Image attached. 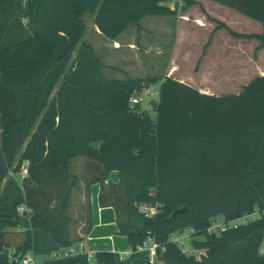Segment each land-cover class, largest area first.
Masks as SVG:
<instances>
[{"label":"trees","instance_id":"16d2710c","mask_svg":"<svg viewBox=\"0 0 264 264\" xmlns=\"http://www.w3.org/2000/svg\"><path fill=\"white\" fill-rule=\"evenodd\" d=\"M169 0H0V264H19L32 249L33 230L49 234L60 249L72 236L69 203L77 177L70 161H87L84 234L91 228L88 188L100 187V207L116 212L119 233L132 251L147 238L163 264H264V77L237 94L200 93L172 77L161 80L155 118L130 105L157 78L109 80L93 48L82 42L84 13L107 40H116L146 17L176 15ZM260 23L264 48V0H210ZM198 4L185 0L180 11ZM28 18L27 27L20 18ZM27 175L18 176L23 166ZM117 172L119 181H108ZM140 204L155 205L145 219ZM25 207L28 214H20ZM180 209L182 214L172 216ZM258 211L252 222L209 234L211 222ZM29 221L24 242L9 250L6 230ZM192 230L185 254L171 237ZM10 252V253H9ZM95 264H118L97 252ZM51 264H88L85 256Z\"/></svg>","mask_w":264,"mask_h":264},{"label":"rangeland","instance_id":"374dc122","mask_svg":"<svg viewBox=\"0 0 264 264\" xmlns=\"http://www.w3.org/2000/svg\"><path fill=\"white\" fill-rule=\"evenodd\" d=\"M26 1L27 0H18V5L20 6V8L25 7ZM203 4L213 17L224 22L233 32L240 34L261 32L258 29L261 27L256 21H252L249 18L243 17L240 14L219 6L209 0H204ZM167 7H170L173 10L178 9L176 2L173 0L168 1ZM204 13L205 12L202 8V5L200 4L189 8L185 13L182 11L181 14L188 18L187 21L185 20V22H183L184 20L179 21L180 23L178 22L177 26L175 25V23L177 22L175 21L176 19L172 17H146L142 19L140 21V27L144 30L146 28H150L152 25H157L158 22H163L164 20H168V22H171L172 25L170 24V26H167L169 28H166V30H170V34L166 36L165 40H160L161 46L163 48L168 46V48L160 52L155 49L156 45L159 44L158 40L153 41L152 39H150L146 31L144 30L140 33V35H142V39L146 42L151 40V42L148 43L145 48L139 47V50H136V56L133 57L132 55H128L124 50L118 52L114 51L112 49L111 42L95 31V26L93 24L94 14L90 13H84L81 17V21L84 26V32L81 39L83 43L89 44L93 48L96 57L103 66L102 74L106 79H148L154 77L158 79V82L151 84L148 89L143 90L142 93L137 96L138 98H140V110L142 112H146L151 119H154L155 111L151 108L150 102L157 101L161 80L167 73L170 77L175 79H186L192 85H205L210 90L216 91L217 93H220L222 95H229L240 92L241 88L246 85L245 82L239 83L237 81V83L231 84L226 82L228 79H226V77H228V75L225 74V76H223V73L224 71H228V73L232 72L234 70V66L227 65L226 58H223L221 56L224 55V53H226V55L238 54V50H241L240 46L242 45L245 48L243 54L246 53V51L249 52L251 50L250 48L252 42L235 38L231 36L226 30L221 31L223 32L221 33L222 35L216 34L215 31L219 30V22L212 20L209 17H207V19L203 18L202 15ZM20 19L22 26L27 27L29 19L23 17ZM198 20H201V22H199ZM154 22L157 24H155ZM207 22H211L212 25H208ZM176 28L184 31L185 36L183 42H180V44L178 45V48L175 50L173 48L171 50L170 47H173L172 43L174 44V41L176 39ZM136 30L137 26L128 27L120 37L119 41L123 43L129 39H132L134 35H137ZM221 36H224V38H226L228 41L230 38L231 43H236L238 49L230 50L229 47L223 46L222 43L218 42ZM220 41L222 42L223 39ZM210 43H212L211 46L207 47L208 45H210ZM170 55H173L174 61L171 67H167L166 64H168L170 61L168 60V58L170 59ZM204 55L206 56L202 58ZM125 58L128 63L125 62ZM173 68L175 69V71L171 73V71H173ZM202 73H207L210 78L215 80L209 82H201L200 79ZM86 163L87 161L84 157L76 158L70 162V171L74 173L75 168L76 174L82 176L80 170L84 169L85 174ZM19 178L20 175L16 176L17 180ZM80 180L83 181L85 186L83 175L81 179L78 178L76 181V186L73 189L72 193V205L71 209L69 208L68 213L69 217L72 219L70 228L74 233L76 232V230H79L80 233L84 232L85 230V226L80 227V222L84 223L86 218V203L82 202L79 194L81 190L79 188ZM259 217L260 214L256 210L253 215L245 217L240 221V223L244 224L252 222ZM26 230L13 235L11 234L10 229L6 230L5 241L7 244L9 243L11 245L9 247V250L11 252L15 250L16 246L14 245L16 243H19ZM173 238L179 240L178 243L181 247L187 248L189 250L193 248L191 247V239H195L198 241L203 240V237L201 236L193 237L189 229L184 230L183 233H175L173 235ZM263 251L264 249L262 248L260 250V255H262ZM34 258L38 263L43 260L41 256L36 254L34 255ZM88 264H95V262L92 259Z\"/></svg>","mask_w":264,"mask_h":264},{"label":"crops","instance_id":"0c3cea01","mask_svg":"<svg viewBox=\"0 0 264 264\" xmlns=\"http://www.w3.org/2000/svg\"><path fill=\"white\" fill-rule=\"evenodd\" d=\"M203 1L204 0H198V4H197V5H199V4L202 5V8L205 12L202 15V17L206 18V19H207V17H209L212 20L218 21L219 23L224 24L229 30H231L224 22L216 19L215 17H213L208 12L205 5L203 4ZM197 5H195V6H197ZM171 10L176 13V15L173 16L172 18L176 19L175 21H177V22L175 23V25L177 26L178 25L177 23L179 21H183L181 19V16H184V15L181 14L182 11H179V9H177V10L171 9ZM187 10H185L183 12L185 13ZM241 16H243V15H241ZM184 17H186V16H184ZM243 17H245V16H243ZM159 18H163V17H159ZM186 18H188V17H186ZM183 22H185V20ZM199 22H201V20ZM207 23L210 26L212 25L211 22L210 23L207 22ZM155 24H157V23H155ZM170 24H171V22H168V20H164L163 22H161V23L158 22L157 25H152L150 28H146L144 30L140 27V22H139V26H137V30H136L137 35L133 34L134 36L132 37V39H129L126 42L121 43L119 41V39L122 36V34H123L122 33L116 40H114V41L109 40V41L111 42V46H112V49L114 51L118 52V51L124 50L128 55H132L134 57V56H136V50H139V47L145 48V46L151 42V40L146 42L142 39V35H140V33L143 32V30H144V31H146V33L150 39H152L153 41L158 40L159 44L156 45L155 49H157L160 52V51L168 48V46L163 48L160 44V40H162V39L165 40L166 36L168 34H170L169 33L170 30H166V28H169L167 26H170ZM259 25L261 27V28H258L259 31H261L260 33H250V34H244V35H251V34L260 35V34H262L263 27L260 23H259ZM223 30L225 31V29L216 30L215 33L218 35H222L221 33H223V32H221V31H223ZM95 31L98 34H100V32L98 31V29L96 27H95ZM234 33H236V32H234ZM237 34H240V33H237ZM184 36H185L184 31L177 29L176 39L174 41V44L172 43L173 47H170L171 50L173 48H174V50L178 48V45L180 44V42H183ZM220 38L223 39L222 42L220 41V40H222ZM220 38H219L218 42L222 43L223 46L229 47L230 50H237L238 49L236 43H233V42L231 43L230 38H229V41L226 38H224V36H221ZM242 40H246V39H242ZM246 41L252 42L251 48H250L251 50L249 52L246 51V53L243 54V51L245 48L242 45V46H240L241 50H238L239 51L238 54L226 55V53H224V55L221 56L223 58H226L227 62H226V60H225V62L227 65L234 66V70L232 72L228 73V71L227 72L224 71V73H223V76H225V74L228 75V77H226V79L227 78L228 79H227V81L225 79V81L230 83V84L231 83H237V81L239 83L245 82L246 84H248L255 77H258V76L264 77V48L258 49L260 43L256 39H251V40H246ZM212 43H210V45H208L207 47L211 46ZM164 46H166V45H164ZM203 50H204V47H203ZM205 56L206 55H204L202 58H204ZM125 60H126V58H125ZM168 60H170V61L168 64H166V66L171 67L173 64V61H174L173 55H170V59L168 58ZM125 62L128 63L127 60ZM201 62H203V61H201ZM201 65H202V63H201ZM215 65H217V64H215ZM174 71H175V69L173 68V71H171V73H173ZM165 77H170V76L167 73V74H165ZM173 79H175V78H173ZM175 80L179 81L180 83H183L185 85H188L190 87L195 88L196 90H198L202 94L213 95V96H221L222 95L220 93H217L216 91L210 90L205 85H199V86L192 85L186 79H183V80L182 79H175ZM200 80H201V82H205V81L209 82V81H214L215 79L210 78V76H208L207 73H202ZM237 93H239V92H236L234 94H237ZM72 160H74V159H72ZM78 162H83V161H78ZM75 164H74V167H75ZM80 173L82 176H79L78 174H76L75 168H74V173L71 172L72 175L81 179L84 175V169L80 170ZM108 181H110L112 183H117L119 181V174L117 172H110L108 174ZM79 188L81 189L80 193H79L80 198H81L82 202H85V186H84V183L82 180H80V182H79ZM99 191H100V187L97 184L90 185L88 188V196H89V204H90L89 219H90V223H91V228L89 229L87 234H84V232L80 233L79 230H76V232L74 233L71 230L72 236L80 237L82 239V241H80V242L83 244L85 253L91 254L92 256H94V254L97 252L105 251V252L112 253L118 264H149L148 263V252L146 250L132 251L130 248V245L128 243L127 238L119 233V229H118V225H117V216H116V212L114 211V209L111 207H103V208L100 207V205L98 203ZM72 193H73V191H72ZM72 193H71L70 203H69L70 209H71V205H72V197H73ZM85 224H86V218H85L84 223L80 222V227L85 226ZM28 226H29V221L27 219H23L18 228H8V229L11 230V234L13 235L16 233H21L23 230H26L28 228ZM31 235H32V249L29 253L33 257L36 254V255H39L43 258V260L40 261V263L36 262L37 264H51V261H47V259L52 258V260H53L54 256L58 252H60L62 249H60L58 247V245L55 243V241L53 240V238L49 234H47L43 231L33 230L31 232ZM23 242H24V236L19 241V243H16L14 246H16V247L21 246L23 244ZM8 246L10 247L11 245L8 243ZM34 260H35V258H34Z\"/></svg>","mask_w":264,"mask_h":264},{"label":"built area","instance_id":"2783aa9c","mask_svg":"<svg viewBox=\"0 0 264 264\" xmlns=\"http://www.w3.org/2000/svg\"><path fill=\"white\" fill-rule=\"evenodd\" d=\"M173 1L176 2L177 7L180 11L185 0H173ZM181 19L187 21V18L184 16H181ZM136 104H140V98L134 97L130 99V105H136ZM19 175L20 177H24L27 175V169L25 165L22 167ZM136 208H137L138 213L141 214L145 219L153 218L158 212L157 206L150 205V204H140ZM18 212L20 214H23V213L28 214L30 210L25 207H20L18 209ZM245 217L247 216H244L237 220L228 221V222L225 221L222 217H218L211 222V226L208 229V233L209 234H212V233L219 234V233L227 231L228 229H235L238 226L246 224V223L244 224L240 223V221L243 220ZM190 232L192 234V230H190ZM171 240L172 242H175L179 245L178 239H174L172 236ZM158 248H159L158 244L153 239L147 238L145 241H143V243L140 246L137 247V250H146L148 252V263L149 264H163L158 259V252H157ZM181 248H182L183 253L194 255L197 259H199L200 255L204 254V251H197L196 249H193V248H191L190 250L184 247H181ZM79 255L85 256L88 263L89 261L93 259V256L91 254L85 253L83 244L81 242L77 243L73 247L61 250L54 256V259H66V258L79 256ZM19 264H37V263L34 260V257L30 253H27L24 257L20 259Z\"/></svg>","mask_w":264,"mask_h":264},{"label":"water","instance_id":"95a60500","mask_svg":"<svg viewBox=\"0 0 264 264\" xmlns=\"http://www.w3.org/2000/svg\"><path fill=\"white\" fill-rule=\"evenodd\" d=\"M158 102L157 101H151L150 106L155 111L157 109ZM185 211V209H180L172 214V216L182 214ZM47 261H52V258L47 259ZM13 264H16V261L13 262Z\"/></svg>","mask_w":264,"mask_h":264}]
</instances>
